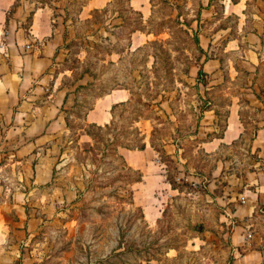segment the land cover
<instances>
[{
  "label": "rangeland",
  "instance_id": "obj_1",
  "mask_svg": "<svg viewBox=\"0 0 264 264\" xmlns=\"http://www.w3.org/2000/svg\"><path fill=\"white\" fill-rule=\"evenodd\" d=\"M84 1L38 0L56 27L67 14L64 42L46 72L50 85L67 90L61 114L69 125L44 183L32 178L37 148L22 155L20 132L0 131V264H233L230 235L246 218L234 212L227 176L241 177L264 157L250 146L264 108L248 87L260 62L256 89L264 99V0H247L240 16L227 14L224 0L135 2L141 9L113 0L94 15L78 14ZM114 88L131 95L115 108L113 124L87 125L88 108ZM230 110L238 139L215 150L203 144L223 133ZM137 115L157 148L124 151L133 166L122 170L117 142H139L131 125ZM168 140L173 156L160 150Z\"/></svg>",
  "mask_w": 264,
  "mask_h": 264
},
{
  "label": "crops",
  "instance_id": "obj_2",
  "mask_svg": "<svg viewBox=\"0 0 264 264\" xmlns=\"http://www.w3.org/2000/svg\"><path fill=\"white\" fill-rule=\"evenodd\" d=\"M109 1L111 0H87L80 14L88 9V15H91L92 10L104 7ZM130 3L133 7L141 9V6L137 7L134 3L142 5L144 0H130ZM224 3L225 7L226 5L231 7L229 12L225 10L227 14L240 16L248 12L245 11L247 0H224ZM51 14V8L38 0H0V41L3 45L0 47V131L5 132L6 135L20 132L18 137L23 138V141L18 145L17 151L22 155L31 156V154L36 155V152L39 153V161L35 163L32 177L33 182L39 183L47 182L53 177L58 154H61L63 146L61 141L63 138L59 136L65 133L67 128L66 119L61 114V106L67 90L61 89L57 84L54 87L50 85L46 71L57 58L58 48L64 42L65 22L68 19L65 18V12H60L62 28L56 27ZM140 33L145 36L150 35L145 31ZM248 33L259 38L256 29L249 30ZM198 36H200V47L204 52L201 31ZM230 40L233 38L228 39L227 42ZM260 65V62H254L250 68L253 76L250 78L248 87L253 89L255 99L264 108V99L259 97L260 92L256 89ZM46 90H52V92L47 93ZM117 90L121 88H114L99 97L94 107L86 113L85 121L98 124L110 123L113 118V104L127 101L131 95ZM38 97H44L45 100L35 103L34 100ZM207 110H213L215 114L214 109ZM142 120L138 121V125L146 134V145L143 149H137L146 151L151 147L154 150L149 132L140 125ZM239 125L237 118L230 110L228 123L223 133L203 140L202 143H215L214 150L222 144H232L242 133ZM163 146L167 153L173 156L167 146L176 147L175 141H165ZM250 146L252 151L264 153V124L258 128ZM121 147V153L126 160L124 151L132 154L136 150ZM35 148H37L36 152H34ZM39 148H42V151H38ZM123 148L126 150H122ZM176 149L180 147L177 146ZM129 164L132 165L130 162ZM256 165L258 166L256 168L244 169L246 173L241 177L237 174L227 176L230 182L228 185L230 189L227 190V193L231 194L229 199L236 200L233 202L234 212L246 218L235 225L230 235L235 248L233 264H264V157ZM235 187H242L243 190L236 191L233 189ZM235 193H239L240 197ZM27 224L29 225V222ZM27 229L29 230V227Z\"/></svg>",
  "mask_w": 264,
  "mask_h": 264
},
{
  "label": "trees",
  "instance_id": "obj_3",
  "mask_svg": "<svg viewBox=\"0 0 264 264\" xmlns=\"http://www.w3.org/2000/svg\"><path fill=\"white\" fill-rule=\"evenodd\" d=\"M234 1H239V0H234ZM87 2V0H85L83 3H82V5H81V7L79 8V10H78V14H80V12H81V9H82V7H83V5L85 4ZM113 3V0H111V1H109L104 7H102V8H96V9H94V10H92V12H91V14H93L94 15V13L96 12V11H99V10H101V9H107L111 4ZM212 3V0H209V2H208V5L209 4H211ZM247 3H248V1H247ZM45 5V4H44ZM202 6V5H201ZM204 6V5H203ZM202 6V7H203ZM65 9L67 10V7L65 6ZM245 11L247 12V8L245 9ZM199 13H200V11H199ZM142 15V14H141ZM66 17H67V14H66ZM88 19V18H87ZM138 28H141V27H136L135 29H133L132 30V32H134L135 30H137ZM199 36H198V34H197V38H196V40L198 41L199 40V38H198ZM199 42V41H198ZM130 46H131V44H130ZM138 48H140V46L138 47ZM137 48V49H138ZM199 73H203V69H202V67L199 69ZM203 83L204 84H206L207 83V81H203ZM126 103V101H121V102H117V103H115V104H113V106H112V114H113V118L115 117V108L118 106V105H122V104H125ZM91 108H93V105L92 106H90L89 108H88V110L87 111H89ZM112 118V119H113ZM142 118V116L141 115H137V116H134L133 118H132V123H131V125H132V127H134V129L140 134V136H141V138H140V140H139V142H137V143H133V142H131V141H121V140H119L117 143H118V146H126V147H129V148H139V149H143L144 147H145V145H146V141H145V138H146V134L143 132V130L139 127V125H137V122L140 120ZM66 120H67V124L69 125V120L66 118ZM113 120H111V122L110 123H106V124H98V123H96V122H87V125H89V126H91V127H96V128H98L99 130H102V129H104V127H109L110 125H112L113 124ZM86 133H88L89 135H91L92 136V138H93V140L94 141H96L97 139H98V134L97 133H95V132H93V131H91V130H86ZM114 137V139L116 138V136L114 135L113 136ZM252 139H253V136L251 137ZM113 141V140H112ZM94 144L96 143V142H93ZM151 143H152V145L154 146V147H156V143L154 142V140L153 139H151ZM162 145V147H161V151L164 153V152H166L167 153V151L165 150V148H164V146H163V144H161ZM105 146H107V144H105ZM157 148V147H156ZM110 149H112V148H110ZM119 153V152H118ZM121 157H122V159H123V165L120 167L122 170H124V168L127 166L128 168H132L130 165H128L127 164V161H126V159H125V157H124V155L121 153ZM122 177V174H119V177ZM140 180H142V174H141V176L140 177H138V178H132V181H140ZM91 180H87V183H89ZM170 182L174 185V187H177V186H175V184H174V181L173 180H171L170 179ZM132 199H133V197H132ZM134 200H132V202H133ZM161 245H166L167 246V248L169 249V248H172V247H175V248H177V246L175 245V244H161Z\"/></svg>",
  "mask_w": 264,
  "mask_h": 264
},
{
  "label": "built area",
  "instance_id": "obj_4",
  "mask_svg": "<svg viewBox=\"0 0 264 264\" xmlns=\"http://www.w3.org/2000/svg\"><path fill=\"white\" fill-rule=\"evenodd\" d=\"M1 42V41H0ZM0 47H3V45L0 43Z\"/></svg>",
  "mask_w": 264,
  "mask_h": 264
}]
</instances>
